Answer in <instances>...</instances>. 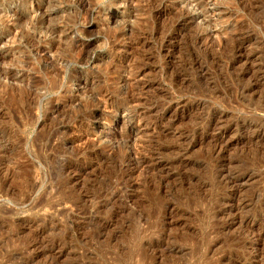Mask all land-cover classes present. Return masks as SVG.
Instances as JSON below:
<instances>
[{"label": "rangeland", "instance_id": "rangeland-1", "mask_svg": "<svg viewBox=\"0 0 264 264\" xmlns=\"http://www.w3.org/2000/svg\"><path fill=\"white\" fill-rule=\"evenodd\" d=\"M0 264H264V0H0Z\"/></svg>", "mask_w": 264, "mask_h": 264}, {"label": "bare ground", "instance_id": "bare-ground-1", "mask_svg": "<svg viewBox=\"0 0 264 264\" xmlns=\"http://www.w3.org/2000/svg\"><path fill=\"white\" fill-rule=\"evenodd\" d=\"M221 140H222V139H221ZM221 140H220V141H221ZM223 149H224V148H223ZM217 150H218V149H217ZM221 152H222V151H221ZM137 168H138V167H137ZM139 168H140V167H139Z\"/></svg>", "mask_w": 264, "mask_h": 264}]
</instances>
